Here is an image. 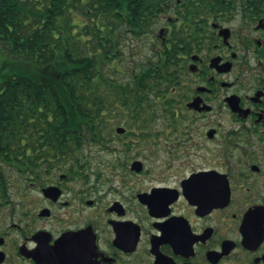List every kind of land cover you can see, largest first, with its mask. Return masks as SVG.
Returning <instances> with one entry per match:
<instances>
[{
  "label": "flooded vegetation",
  "instance_id": "af4514ba",
  "mask_svg": "<svg viewBox=\"0 0 264 264\" xmlns=\"http://www.w3.org/2000/svg\"><path fill=\"white\" fill-rule=\"evenodd\" d=\"M193 9L139 116L110 105L104 132L0 181V264H264V0Z\"/></svg>",
  "mask_w": 264,
  "mask_h": 264
},
{
  "label": "trees",
  "instance_id": "16d2710c",
  "mask_svg": "<svg viewBox=\"0 0 264 264\" xmlns=\"http://www.w3.org/2000/svg\"><path fill=\"white\" fill-rule=\"evenodd\" d=\"M179 3L178 32L173 25L169 45L139 66L127 90L105 70L121 58L124 38L153 33L177 0H0V181L34 163L41 143L104 132L111 91L139 116L143 97L160 89L176 60L185 13L216 0Z\"/></svg>",
  "mask_w": 264,
  "mask_h": 264
},
{
  "label": "rangeland",
  "instance_id": "374dc122",
  "mask_svg": "<svg viewBox=\"0 0 264 264\" xmlns=\"http://www.w3.org/2000/svg\"><path fill=\"white\" fill-rule=\"evenodd\" d=\"M166 17H173L172 13L169 12ZM164 25L157 26L154 29V33H157L159 28ZM125 42L123 43L121 58L114 65L110 66V69H106L105 72L112 78L117 79V83L123 84L126 88L133 86L132 77L135 72L138 70L139 66L143 62L149 61L150 58H153L151 42L149 37H144L140 40L124 38ZM112 91L109 92L105 97L108 102L112 104L114 110H119L120 104L116 101V97H113ZM117 113L111 112L106 114L107 117H123L117 116ZM122 119V118H121ZM109 126V127H108ZM107 131L113 133L117 126L127 127L123 121L112 122L108 125ZM144 127V125H143ZM10 179H15L12 177V174L9 175ZM12 177V178H11Z\"/></svg>",
  "mask_w": 264,
  "mask_h": 264
},
{
  "label": "water",
  "instance_id": "95a60500",
  "mask_svg": "<svg viewBox=\"0 0 264 264\" xmlns=\"http://www.w3.org/2000/svg\"><path fill=\"white\" fill-rule=\"evenodd\" d=\"M116 132H124V130L123 129H121V128H117L116 129ZM138 165H139V163H134L133 164V168L136 170V171H139L140 170V168L138 167Z\"/></svg>",
  "mask_w": 264,
  "mask_h": 264
}]
</instances>
